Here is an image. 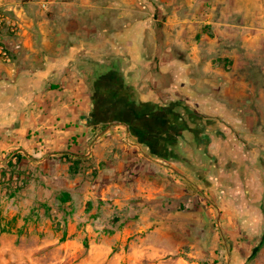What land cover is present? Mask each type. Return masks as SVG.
Segmentation results:
<instances>
[{
  "label": "crops",
  "instance_id": "0c3cea01",
  "mask_svg": "<svg viewBox=\"0 0 264 264\" xmlns=\"http://www.w3.org/2000/svg\"><path fill=\"white\" fill-rule=\"evenodd\" d=\"M0 10L16 25L2 31L0 175L25 178L0 182L1 239L42 231L49 206L102 255L187 215L264 237V0Z\"/></svg>",
  "mask_w": 264,
  "mask_h": 264
},
{
  "label": "rangeland",
  "instance_id": "374dc122",
  "mask_svg": "<svg viewBox=\"0 0 264 264\" xmlns=\"http://www.w3.org/2000/svg\"><path fill=\"white\" fill-rule=\"evenodd\" d=\"M55 214L49 206L38 217L42 231H27L16 240L0 237V264H262L264 257V238L231 237L221 232V224L216 235L211 224L193 215L171 228L159 221L151 227L155 234L145 231L127 237L109 255L96 254L89 239L81 244L80 239L60 232ZM0 232H7L1 222Z\"/></svg>",
  "mask_w": 264,
  "mask_h": 264
},
{
  "label": "built area",
  "instance_id": "2783aa9c",
  "mask_svg": "<svg viewBox=\"0 0 264 264\" xmlns=\"http://www.w3.org/2000/svg\"><path fill=\"white\" fill-rule=\"evenodd\" d=\"M43 6H45V4H43ZM8 23L10 30L15 32L16 25L13 22H9L6 15L0 10V57L6 62H11L12 55L10 51L2 45V31ZM0 182L7 190H16L24 185L25 178L23 175H18V173L12 172L11 169L7 168L6 171L0 175Z\"/></svg>",
  "mask_w": 264,
  "mask_h": 264
},
{
  "label": "trees",
  "instance_id": "16d2710c",
  "mask_svg": "<svg viewBox=\"0 0 264 264\" xmlns=\"http://www.w3.org/2000/svg\"><path fill=\"white\" fill-rule=\"evenodd\" d=\"M264 237H262V239H263Z\"/></svg>",
  "mask_w": 264,
  "mask_h": 264
}]
</instances>
